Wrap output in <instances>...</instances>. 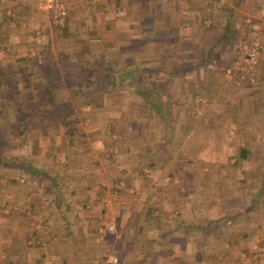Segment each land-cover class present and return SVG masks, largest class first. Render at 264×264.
<instances>
[{
  "label": "crops",
  "instance_id": "1",
  "mask_svg": "<svg viewBox=\"0 0 264 264\" xmlns=\"http://www.w3.org/2000/svg\"><path fill=\"white\" fill-rule=\"evenodd\" d=\"M59 1L65 7V16L58 25L67 30L75 46L70 48L71 52L66 50L68 57L75 52H84L79 40L100 37L99 43L103 46L108 42L116 43L114 51L124 55V61L119 60L118 67L112 61L109 66L103 62V66L125 71L137 67L140 80H135L137 75L134 79L123 77L119 88L122 87L129 96L112 97L126 106L120 108L122 121L104 110L105 117L112 116L117 125L110 120L112 126L103 124L98 127L102 132L97 133L95 126L78 128V124H72L73 135H67L59 123H53L58 129L54 145L48 140L42 148L41 140L33 143L36 156H32L36 158L33 160L41 159L40 167L46 171H33L38 168L27 160L28 172L39 174L43 180V189L38 190L39 205L37 194L25 184L20 186L16 176L9 175L6 183L2 180L7 190H3L5 194L0 190V196L6 197L0 206V263L92 264L90 261L95 258V264H99L103 261L97 257L99 254L85 253L98 246L94 248L85 237L94 233L95 240L98 238L97 227L114 222L116 228L112 232L105 231L103 239L98 238L96 242L106 241L109 251L114 252H107V256L117 257V264H264V215L262 220L259 217L260 212L264 214V94H261L263 97L253 94L249 108H244L241 106L243 97L234 91L230 78L223 73L227 66L224 60L205 58L212 54L215 46L220 47L218 51L224 58L229 54L232 43L227 40H231L235 28L229 20L226 23L230 14L224 18L222 26L223 29L228 24V31L224 29L210 47L206 46V31L198 33L193 22L197 13L198 21L204 18L202 22L206 24V19L233 8L223 9L218 5L223 4V0L218 4L215 0ZM259 3L264 5V0ZM194 5L197 11L190 9ZM1 7L8 9L6 15L11 12L17 17L22 15V25H25V19L26 24L37 21V12L50 17V12L40 6L39 0H0V10ZM259 14L258 11L257 17ZM261 21L264 25V18ZM27 28L23 27L24 32L29 31ZM192 30L195 33L193 41ZM158 32H163L165 37H153ZM83 35L86 36L83 38ZM4 37L10 41L13 35ZM77 48L79 51L75 50ZM141 52L144 53L142 56ZM130 64L135 66L128 68ZM92 65L88 61V67ZM147 67H151L150 73L157 69L155 73H163L165 77H148ZM161 82L166 83L167 90L159 93L158 101L165 102L164 107L152 108L146 104L144 92L157 88ZM195 84L207 89L208 85L213 86V92L198 96L192 90ZM132 85L142 87L138 91ZM254 92L257 93L255 88ZM257 98L260 106L255 103ZM241 112L243 117L249 118L247 123L241 120ZM192 115L200 120L184 122V117L187 119ZM190 126L205 135L206 141L199 145V149L205 148V151L213 142L207 138L208 132L223 134L228 127L233 128L228 130L232 134V154L224 160L216 159L229 163L233 173L230 178L216 176L218 182L227 183L214 193L202 188L201 184L191 188L192 180L207 179L192 176L189 172L191 164L188 159H183L185 153L182 150H186L183 147H186L185 140L190 138ZM93 131L98 135H92ZM243 131L245 135L240 137L238 132ZM79 134H84L83 139H86L83 147L76 141ZM220 143L216 140L214 147L219 149ZM48 144L55 147L58 155L49 156ZM240 148H244L245 158L237 156ZM165 149L169 151L167 156ZM203 158L198 157V166L206 160ZM57 161L62 163L65 172H48L46 167L51 168L52 162ZM99 176L103 181L121 178L139 189L132 195L121 196L120 193L118 204L113 202L112 206L109 205L111 202L102 204V201L93 208L91 200L98 196L89 188H94H91V182ZM174 182H178V186ZM145 196L148 199H144ZM243 197L245 201L240 207L238 202H243ZM234 199L237 200L235 206L232 204ZM142 200H148L149 204L138 208L137 203ZM93 209L108 212L110 220L99 225ZM237 209L247 215L244 218L226 217V212H237ZM185 212L192 213L190 219L186 218L188 215L182 217ZM89 227L93 231L86 232ZM204 244L213 247L207 248Z\"/></svg>",
  "mask_w": 264,
  "mask_h": 264
},
{
  "label": "rangeland",
  "instance_id": "2",
  "mask_svg": "<svg viewBox=\"0 0 264 264\" xmlns=\"http://www.w3.org/2000/svg\"><path fill=\"white\" fill-rule=\"evenodd\" d=\"M234 1L236 0H223V4L222 3L218 4L220 0H215L214 1L215 4L222 6L223 9L226 7H232L233 9L225 10V11L222 10L220 15H217L214 18H210L209 20L206 19V24L202 23L204 27L199 26L200 21H198L197 19L198 13L193 22L196 23V31L198 33L204 32V30L206 31L207 33L206 46L210 47L211 46L210 44L213 41V39H215L216 37H220V34H222V31L224 33V27L222 29V26L225 23L224 18L228 15V13L230 14L226 18V22L229 20L230 25L232 27L235 26V28L233 27L234 30L232 31L231 40L230 38L227 40V41H231L232 43L231 46H229L230 47L229 54H227L224 58V56L221 55L220 53L221 51H218L220 47L215 46L213 47V50L216 49V53L218 54L213 53V50H212V54L207 55L205 58L210 57V59L212 60L214 59H219L222 61L224 60L223 62L227 66L223 70V73H225V75L230 78V83L231 85L234 86V91H236L237 94L239 93L241 98L242 97L244 98V99L242 98L243 103H241V106H243L244 108L246 107L249 108L248 104H251L250 99L252 98L253 94L255 95V97L256 96L263 97L261 94H264V25H261L262 23L261 20L264 18V5L260 6V3H259L260 0H237L236 4L233 3ZM195 5L190 7L192 11H197L198 8H195L197 6ZM16 7L19 8L18 5H16ZM16 7H14V10L16 9ZM7 10L8 9H4V7H1L0 20H1V17L7 13ZM256 11L257 12L259 11L260 13L259 17H257ZM200 13L201 11H199V14ZM36 14L37 15L35 19H38V20L37 21L34 20V23L30 22V24H26V19H25V25H22L23 22L18 21V20L22 21V15H20L17 17L18 20L16 19L12 24L10 25L8 24L7 27L5 26L6 30L2 29L4 25L0 26V64L3 62L2 68H3V72L5 76V78L0 77V79L4 81H10V82L15 81V80L21 81L22 86L25 85L27 87V90L29 91L34 90L36 86L35 82L38 81V78L32 75H31L32 77L27 76L28 68L21 67V66L18 67L16 66L14 62L16 58H20L24 56L27 51H29L30 54H33L39 50L38 52H40L41 54L43 53L44 55H47V56L51 55L52 62L57 64L58 68L68 66L70 62L76 61L78 60V58H81V56H84V55L85 56L87 55L86 56L87 62L89 61L91 63H94L95 61L93 59V56H94L98 61L104 62L106 66H109L108 65L109 62L112 61L115 63L114 66L118 67L119 60L124 61V55H122V53L120 54L119 52L114 51V48L117 47V44L113 42L112 43L108 42L106 46H103L102 43H99L101 41L100 37L99 38L89 37V39L85 38L83 40H79V44L82 45L80 46V48H83L82 50L84 52H81V53L75 52L74 55L71 54V56L68 57L66 55L67 53H65L66 50H69V52H71L70 48L72 46L75 47L73 45L72 38L69 35H62V31L59 29L58 23L55 22L51 18V14H49L50 17L47 14L44 15L43 13H40V12H37ZM231 18L234 20H232ZM25 26L29 27L27 28L29 29V31L24 32L23 27ZM8 29H10V31L6 33ZM6 34L13 35L10 41L6 37H4L6 36ZM23 36H26V37H23ZM84 36L86 35H83V38ZM191 37L193 41L194 40L193 37L195 38V33L193 32V30L191 31ZM2 40H4L5 43H3ZM88 42H90L91 44ZM1 48H3L4 50L2 51ZM75 50L79 51L78 48ZM129 53H133V52H129ZM142 54L144 53L141 52L140 55L142 56ZM145 54H146V57H148L147 53ZM194 57H198V56H194ZM130 59H132V56L130 57ZM163 60H165V58H163ZM202 60H203V57H202ZM131 65L133 64H130L127 67L129 68L131 67ZM136 68L137 67H133V69H131L135 71L134 73H132L134 76L137 75ZM115 69H118V68H115ZM166 70L167 69H164L163 71L166 72ZM155 72L156 70H153L152 73H148L147 76L150 77L152 75V77L154 78H158L159 76L165 77L163 73L156 74ZM216 72H218V70H216ZM131 78L134 79V77H131ZM135 80L139 81L140 76L137 75ZM195 85L192 86V90L196 92L198 96H200L203 93H206V95H209L210 93L213 92L211 91V89H214V87L210 85H208L209 90L205 86H202L201 84L200 85L195 84ZM141 87L142 85H139V86L136 85L133 88H136L138 91H140ZM253 88L257 90L258 94L255 92L253 93ZM133 90H132V93L135 92V89ZM2 91L6 92V87H3ZM24 91L25 90L21 89V94ZM89 92H92L91 89H89ZM33 93H35V91H33ZM114 95H119L120 97L129 96L124 90H122V87L121 88L118 87L112 90L111 89H100V91H97L96 93L93 92L92 94L97 106L102 107V109H104L105 111L109 110L110 113H112V116L115 117V119L121 118V121H122L123 118H122V113L120 111V108L121 107L124 108L126 106H124V102L121 103L119 99L112 100V97H115ZM20 96H19V100H17L11 108L6 109L5 114L0 113V140L2 141L3 138L6 140V141L5 140L2 141L3 143L4 142L5 143L3 146H0V188H2L0 190H2L1 191L2 193H4L3 190H7L5 183L9 175L16 176L17 178L16 180L20 186H22L21 184H25V186L29 190H32L33 193L37 194L36 203H38L37 205H39L40 203L38 202L39 201L38 198H39L40 191L38 190L43 189V186H44L42 183L43 180H40L39 174H34L35 172L32 174L29 173L30 170L29 168H27V165H28L27 160H31L30 163L33 164L32 166L40 170L37 172H43L44 170L43 167H40L41 166L40 163L42 160L39 159V160H36L35 162L33 160V158L36 157L34 155L35 149L33 147V143L35 144L37 140H41V148H42V145L45 144L46 141L48 140V142H52L54 145V142L56 141V138H57L56 136L58 135L57 134L58 129H55V125H53V123H50V124L48 123L47 125H44V126H40V125L38 126L32 123V124H29V128L27 131L28 136L26 138L22 139L20 136L9 135L10 134L9 128L4 123L5 121L3 120L2 116L5 117V119L7 120H11L13 117V111H16L20 108H23L25 110H30L34 108L35 103H36L35 95L33 96L32 99L25 100V101H23V99L20 98ZM15 97H16V93H14V98ZM258 100L259 98L256 99L255 103L259 104L260 106L261 103ZM201 101H198V103H200ZM218 101L221 102V100H218ZM17 103H18V106H17ZM82 108L84 109L85 107H82ZM242 115L243 113L241 112V120L244 119V121L247 123V120L249 118L246 116L243 117ZM112 116L111 118L105 117V119H101V120L99 119L100 121L98 120L88 121L87 119L82 120V121L81 120L73 121V125L78 124V128H81L82 126H90V127L95 126L96 128H98L99 126H102L103 124L106 123V119L112 120L114 122V125H117V123L113 120ZM176 119L178 120V118ZM188 119L198 121L200 120V117L198 118L196 115H192L190 117L187 116V119L186 117H184V122H187ZM255 119L260 120V118H255ZM50 126L52 128H50ZM245 127L246 126H244V128ZM227 129L231 131L233 130V128L231 127H228ZM190 130H191L190 138H187L185 140L186 147H183V148H186V150L185 149L182 150L185 153V155L183 156V159L184 160L188 159L189 163L191 164L189 172L191 173L192 176H196L197 178H200V179L202 177L207 179V180L201 179L197 182L192 180L191 188L192 189L194 187L196 188L197 185L201 184L202 188H207V191L209 190L214 193L215 190L216 191L220 190V187H224L227 183V182L225 183L224 181L218 182L216 180V176H219L220 174V175H223L224 177L226 176L230 178L231 173H233L230 168L229 163L216 160L217 158L218 159L222 158V160H224L225 158L227 159L232 154L233 149L230 144L231 142L230 136L232 134H230L228 130H226V132L223 134H218V133L214 134V132H211V133L208 132L207 138L209 140H212L213 142L210 143L209 148H207V150L205 151L204 150L205 148H203L202 150L199 149V145L203 144V142L206 141L205 135H203L200 130H196L193 126L192 127L190 126ZM94 132L95 131H93L92 135L97 136L98 134H95ZM96 132L97 133L102 132L101 128L96 129ZM232 133L235 135L234 132ZM238 133L240 137L241 135L242 136L245 135V131H243L242 133L240 132ZM43 134H45V138ZM83 137H84V134L82 135L79 134L78 140H76V141H79L78 143L79 147L84 146L83 143L85 142L86 139H83ZM115 138H116V135H115ZM111 140H114V139L111 138ZM216 140L221 142L219 149L214 147L216 146L214 144ZM187 141H188V145H187ZM48 150H50L49 156H51L52 154V158L58 155L59 153L56 151L55 147L53 146L50 147L49 144H48ZM53 152H56V153H53ZM164 153L165 155L166 154L168 155L169 151L165 149ZM202 156L206 160L204 161V163L202 162L201 165L198 166L197 159L198 157L202 158ZM24 158L26 159L25 161H24ZM61 164L62 163L61 162L59 163V161H57L56 163L52 162L51 168H47L48 167L47 166L46 170L48 172H53V174H59L61 172H65V168ZM24 166L26 167L24 168ZM2 180L5 181V183H3ZM174 183L176 184V186H178V182L177 183L174 182ZM91 184H92L91 188L93 187L94 188L93 189L89 188V191L94 190L95 194L98 196V198L95 197L94 200H91V204L93 208L96 207L97 203L102 202V201L104 202V203L102 202V204H108V201L111 202L109 205H112L113 202L115 204H118V202L120 201V197H119L120 193H121L120 194L121 196H124L125 194L132 195L136 193L135 189H139L137 185L132 184V183H127V181L125 180L123 181L121 178H117L113 180L109 179V180L103 181L101 176H99L98 178H94ZM172 186H173L172 189H174L175 188L174 184ZM5 198H6L5 195L0 196V206H1V202H3ZM144 199H148V197L145 196ZM242 201L243 202L241 203L238 202L240 207L242 206V204H244V201H245L244 197L242 198ZM236 203H237V200L234 199L232 201L233 206H235ZM148 204H149L148 200L147 201L142 200L137 203V207L139 208L141 206L143 208V207H146ZM106 207H109V206L107 205ZM89 209L90 207L87 208V210ZM99 210L95 212L93 209L94 216H95L94 219L96 222H99V225H101L104 222L109 221L110 218H109L108 212L106 211L104 212L103 210L99 212ZM237 210H238L237 212H235V210L232 212H226L225 213L226 217L230 216L228 217L229 219L233 217L234 218L235 217L244 218L247 215L245 212H240L239 209ZM241 210H243V207L241 208ZM191 214L192 213L190 212H185L183 213L182 217L188 215V217L186 218L190 219L189 216ZM168 215L171 217V219L174 218L171 215V213H169ZM262 215L264 214L260 212L259 217H261L260 218L261 220L263 218ZM194 216H191V217L194 218ZM165 218H167V216ZM168 220L169 219H167V221ZM109 227H111V229H109ZM114 228H116L114 222H110L108 225H105V226L101 225L97 227L96 235L99 239H103L102 234H104L105 231L112 232ZM90 230L93 231V229L89 227L86 229V232ZM118 232L116 231V233ZM94 237H95L94 233L93 234L88 233V236H86L85 238L87 242H90V244L93 243L92 246H94V248L96 246H98V248L94 249V251L90 249L91 251H85V253L89 252V253L99 254L97 255V257L99 259H103V261L100 260L99 264H117V257H114V255L107 256V252L108 253H114V252L109 251V248L106 245V241L103 240L101 242L100 241L96 242L98 238L94 240ZM111 238H114V236H112ZM90 244H89V247H90ZM203 246L204 247L206 246L207 248L213 247L212 244H204ZM178 251L181 252V250H178ZM113 259H115V261H113ZM90 263L95 264L96 263L95 258L93 261H90Z\"/></svg>",
  "mask_w": 264,
  "mask_h": 264
},
{
  "label": "trees",
  "instance_id": "3",
  "mask_svg": "<svg viewBox=\"0 0 264 264\" xmlns=\"http://www.w3.org/2000/svg\"><path fill=\"white\" fill-rule=\"evenodd\" d=\"M16 19L17 15L12 13L9 15L5 14L1 17L0 26L4 25L3 28L5 29V26L7 27L8 24H12ZM203 19L200 20L201 26H203ZM227 25L226 27L224 26L226 31H228ZM58 27L62 31V35H68L67 30H64L61 26ZM153 37L161 38L165 36L163 32H158ZM2 42L5 43L4 40ZM38 51L33 54L27 51L24 56L16 58L14 61L16 66L28 68L27 76H35L38 78V81L35 82L36 86L34 90H27L25 85L22 86L21 81L15 80L10 82L0 79L1 114H5L6 109L11 108L19 100L20 95L23 101L32 99L35 95L36 103L34 108L30 110L20 108L13 111L11 120H7L2 116L5 121L4 123L9 128V135L20 136L22 139L28 136L29 124L32 123L38 126H44L54 122L59 123L62 126L64 134L73 135L71 129L73 121H82L85 119L88 121H100L101 119H105L104 109L96 105L95 99L92 96L93 92L96 93L100 89L112 90L118 88L120 82L123 81V77H134L132 73L135 71H125L122 68H106L103 66V62L98 61L94 56L93 59L95 61L91 67H88L87 58L81 56L78 60L70 62L68 66L58 68L57 64L52 62L51 55L47 56ZM2 65L3 62L0 64V77L5 78ZM145 71L150 73L151 67L145 68ZM138 72L141 73L142 71L138 70ZM3 87H6V92L2 91ZM132 87L134 86L132 85ZM21 89L25 90L22 94ZM89 89L92 92H89ZM165 89L166 85L161 82L157 88H151L144 92L146 104L152 106V108L157 105L164 107L165 102H159L158 100L160 98L159 93L166 92ZM14 93H16L15 98ZM82 107L88 108L83 110ZM105 125L112 126V123L106 119ZM4 140L3 138L2 141ZM2 141L0 140V146H3L5 143ZM237 156H239V159L246 157L244 148L239 149ZM27 168H29V165H27ZM33 171L39 170L34 168Z\"/></svg>",
  "mask_w": 264,
  "mask_h": 264
},
{
  "label": "built area",
  "instance_id": "4",
  "mask_svg": "<svg viewBox=\"0 0 264 264\" xmlns=\"http://www.w3.org/2000/svg\"><path fill=\"white\" fill-rule=\"evenodd\" d=\"M40 6L50 12L51 18L60 23L65 16V7L59 0H39ZM111 229V227H109ZM115 261V259H113Z\"/></svg>",
  "mask_w": 264,
  "mask_h": 264
}]
</instances>
